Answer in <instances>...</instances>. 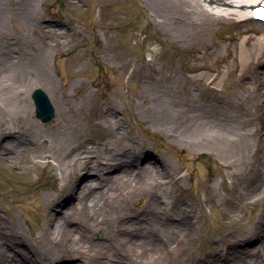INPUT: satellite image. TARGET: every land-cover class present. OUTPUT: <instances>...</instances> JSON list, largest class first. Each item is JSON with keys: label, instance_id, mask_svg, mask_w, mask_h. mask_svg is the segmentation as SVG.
Returning <instances> with one entry per match:
<instances>
[{"label": "rangeland", "instance_id": "obj_1", "mask_svg": "<svg viewBox=\"0 0 264 264\" xmlns=\"http://www.w3.org/2000/svg\"><path fill=\"white\" fill-rule=\"evenodd\" d=\"M194 4L202 6L198 0H0V83L20 87L0 88V148L13 138L2 134L8 127L29 134L49 130L60 119L69 128L73 145L84 143L100 155L105 153L104 145L110 155L122 152L126 145L124 150L140 159L138 167L150 156L179 176V180L167 178L165 190L158 186L144 195L124 190L111 203L113 208L122 205L142 215L143 222L153 220L151 214L160 205L165 207L160 214L167 222L169 217L178 220L181 213L194 218V229L169 250L165 261L158 258L165 249L159 241L148 248L141 243L129 248L126 240L131 232L119 231V222L114 230L86 238L90 248L97 244L94 255L100 261L113 264L108 245L120 243L122 255L132 261L123 259L118 264H203L206 260L230 264L225 256L228 247H255L264 240L263 229V239L240 245L244 230L262 209L261 187L250 180L254 163L226 168L216 150L196 148L179 136L198 116L223 117L239 129H255L257 111L252 97L241 90L240 78L245 76L247 84L256 82L264 64H242L241 44L262 32L255 33L254 21L237 17L207 28L186 27ZM40 63L45 71L39 74ZM23 68L33 74L23 76ZM201 73L205 74L202 83L190 79ZM37 88L45 91L55 110L47 122L36 115L32 94ZM3 93L16 95L24 108L13 111ZM159 102L173 112L164 127H158L149 113ZM107 113L118 117V126L108 121ZM26 151L31 155L30 149ZM19 171L0 160V213L4 223L12 222L30 245L45 248L39 238L49 210L44 198L50 193L55 197L72 177L57 169L48 171L42 164L30 178ZM98 178L99 174L87 172L84 182ZM157 199L163 202L159 205ZM68 208L65 204L55 213L64 217ZM150 230L154 236L163 233L156 224ZM258 250L264 261L263 247ZM239 264H257V260L249 257Z\"/></svg>", "mask_w": 264, "mask_h": 264}, {"label": "bare ground", "instance_id": "obj_2", "mask_svg": "<svg viewBox=\"0 0 264 264\" xmlns=\"http://www.w3.org/2000/svg\"><path fill=\"white\" fill-rule=\"evenodd\" d=\"M198 1L202 6L194 4L195 8L190 11L191 15L187 14L192 18L189 19V25L186 27L202 25L207 28V26L233 17H237L240 21H246L249 19L251 7L256 3L264 2V0ZM27 3H29L28 8H32L30 7L31 2ZM254 22L257 26L255 33L262 32V35H251L242 40L241 61L245 66L254 63L264 64V23ZM42 63H40L41 67L36 69L39 74L40 71H45L44 66L41 70ZM23 69V76L26 72L33 74L31 70ZM257 74L256 82L250 80V84L243 82L245 76L241 78L239 76L241 90L246 96L252 97L257 111V124L254 130L239 129L235 123L223 117L205 116L202 119L198 116L195 120L191 119L180 130L179 135L191 146L216 150L224 160L226 168L231 169L246 162L254 163L250 180L256 188L261 187L259 201L262 209L254 214L249 227L244 230L243 237L245 239L240 245L251 244L253 239H263L264 229V70L257 71ZM201 76H205V74L193 75L190 79L202 83ZM212 81L214 78L210 83ZM45 82L49 86L53 85L49 80ZM242 82L243 84H241ZM12 86L11 83L5 81L0 83L1 89H8ZM12 88L15 90L20 87L13 86ZM205 88H210L208 83L205 84ZM31 91L32 88L28 94H31ZM2 97L6 103L11 104L13 111L24 108L22 101L19 103V98L16 95H4L3 93ZM149 113H152L156 118L158 127H164L165 122L173 115L171 108L160 102ZM107 114L108 121H112L114 125L118 126V117L113 113ZM7 130L9 131L2 132L3 136L8 134L13 138L0 148V160L5 165L17 166L20 170L19 174L30 178L42 164L48 171L57 169L66 177L71 175L72 179L60 187L55 197L50 193L44 198L49 210L45 214L39 238L45 243V248L30 245L24 233L13 227L12 222L4 223L5 217L0 213V264H63L67 261L74 262L75 259L79 260L76 264H111L100 261L94 255L97 244H94V248H90L86 238L93 236L97 231L108 232L111 231V228L114 230L116 222H119V231L131 232L132 237L129 236L126 240L128 244L131 243L129 248L133 243H141L148 248V246H152L153 242H161L165 249L162 253H158V258L165 261L169 250L173 249L175 244L178 245L183 237L194 229L195 220L189 214L181 213L177 216L178 220H172L169 217V222L165 221L164 215L160 214L165 209L163 205H160V202H163L162 199L156 200L160 206L151 214L153 220L147 222L141 221L142 215L133 213L122 205L113 208L115 201L120 199L124 190L133 189L144 195V193H154L152 189L155 190V187L158 186L165 190L167 178L179 180V176H173V173H169L167 167L156 159L150 156L145 157L146 163H141L139 168L140 159L135 160L129 155L124 150L126 145L123 146L122 152L112 153V155L108 153L110 150L107 149V145L102 148L105 150L104 155L98 154L96 148L85 146L84 143L82 146L73 145L74 140L70 135V130L60 119L46 131H31L28 132L29 134H22L18 127H8ZM26 149L32 151L31 155L27 154ZM41 159L44 160L42 163H40ZM111 171L114 173L111 174ZM87 172L99 174L98 181L87 179L84 182ZM100 176L104 177L102 182ZM104 182H107L106 187H102ZM65 197L66 200H63ZM35 202L40 204L38 199H35ZM65 204H69L65 216L56 214L55 211L62 210ZM154 224L162 229V235L157 233L154 236L150 230ZM135 230H137V234L133 235ZM121 245L120 243L115 246L108 245L110 258H114L113 264L124 262L123 259L125 261L130 259L129 255L127 257L122 255ZM259 246L264 249V240ZM259 246L228 247L225 250L226 259L230 264H239V262H244L247 258L252 257L255 261L257 260V264H264L259 254ZM231 258L232 260H230ZM145 259L147 261L148 258ZM213 261H216V258ZM208 262L206 260L203 264H208ZM200 263L199 261L195 262V264Z\"/></svg>", "mask_w": 264, "mask_h": 264}, {"label": "water", "instance_id": "obj_3", "mask_svg": "<svg viewBox=\"0 0 264 264\" xmlns=\"http://www.w3.org/2000/svg\"><path fill=\"white\" fill-rule=\"evenodd\" d=\"M36 106V115L43 121L51 120L55 115L54 107L44 90L37 88L32 94Z\"/></svg>", "mask_w": 264, "mask_h": 264}, {"label": "snow or ice", "instance_id": "obj_4", "mask_svg": "<svg viewBox=\"0 0 264 264\" xmlns=\"http://www.w3.org/2000/svg\"><path fill=\"white\" fill-rule=\"evenodd\" d=\"M260 14H261V15H264V11H262Z\"/></svg>", "mask_w": 264, "mask_h": 264}]
</instances>
